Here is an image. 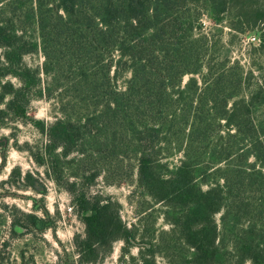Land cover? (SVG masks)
Instances as JSON below:
<instances>
[{
  "label": "trees",
  "instance_id": "16d2710c",
  "mask_svg": "<svg viewBox=\"0 0 264 264\" xmlns=\"http://www.w3.org/2000/svg\"><path fill=\"white\" fill-rule=\"evenodd\" d=\"M203 17L243 32L264 25V0H0V123L41 124L45 171L75 153L80 178L96 155L136 196L139 226L110 197H76L82 263L121 239L133 264H264V76ZM42 97L58 108L47 125L29 112Z\"/></svg>",
  "mask_w": 264,
  "mask_h": 264
},
{
  "label": "rangeland",
  "instance_id": "374dc122",
  "mask_svg": "<svg viewBox=\"0 0 264 264\" xmlns=\"http://www.w3.org/2000/svg\"><path fill=\"white\" fill-rule=\"evenodd\" d=\"M202 22L206 30H213L215 34L221 27L218 34L225 44L222 54L225 52L230 59H238L246 72H252L250 81L264 76L263 56L257 55L259 50L250 44L253 38H256L255 45L259 42L260 30L264 29L262 23L240 32L229 27L226 21L220 27L207 17H203ZM42 60L39 53L25 57L32 66ZM128 76L125 74L120 83ZM29 112L36 121L47 125L55 119L58 108L52 99L42 97L32 102ZM40 125L11 119L0 123V264H133L131 257L138 254L139 248L121 239L112 241L110 250L102 246L96 255L89 256L91 261L85 263L80 261L75 247L85 236L76 197L81 193L88 198L96 195L102 199L100 203L110 197L118 202L122 220L139 226L132 186L125 181L106 184L102 168L98 170L99 165L104 166L103 159H96V155L87 156V169L80 178L72 176L76 168L79 171L72 159L75 153L67 157L60 155L63 163L55 173L45 171L41 159L47 138L40 131ZM2 155H5L4 161ZM173 161H177V157ZM215 217L219 221V213ZM155 227L160 229L167 225L159 218ZM260 246L264 248V244ZM155 261L167 264L161 255H157Z\"/></svg>",
  "mask_w": 264,
  "mask_h": 264
},
{
  "label": "built area",
  "instance_id": "2783aa9c",
  "mask_svg": "<svg viewBox=\"0 0 264 264\" xmlns=\"http://www.w3.org/2000/svg\"><path fill=\"white\" fill-rule=\"evenodd\" d=\"M255 40H256V38H253V40H251L250 42H253V43H255Z\"/></svg>",
  "mask_w": 264,
  "mask_h": 264
}]
</instances>
